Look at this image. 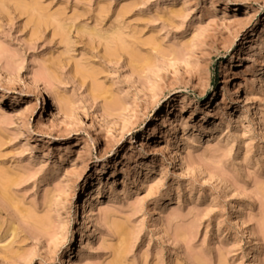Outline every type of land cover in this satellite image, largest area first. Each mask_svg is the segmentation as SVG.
<instances>
[{
    "label": "rangeland",
    "instance_id": "rangeland-1",
    "mask_svg": "<svg viewBox=\"0 0 264 264\" xmlns=\"http://www.w3.org/2000/svg\"><path fill=\"white\" fill-rule=\"evenodd\" d=\"M1 98L0 264H264V0H0Z\"/></svg>",
    "mask_w": 264,
    "mask_h": 264
},
{
    "label": "bare ground",
    "instance_id": "bare-ground-1",
    "mask_svg": "<svg viewBox=\"0 0 264 264\" xmlns=\"http://www.w3.org/2000/svg\"><path fill=\"white\" fill-rule=\"evenodd\" d=\"M33 6H36L35 4L33 5ZM36 8V7H35ZM95 34L97 35V36H100L101 37V35L98 33V32H95ZM224 69H227V67L226 66H224ZM0 101H3V98H1L0 99ZM180 106H179V108L182 110L183 108H184V100L183 99H181V101H180ZM222 103V102H221ZM169 110L167 111V113L166 114H164L162 117H161V120H162V123H166L168 120L170 121V123H171V125L173 126V127H175V121L173 120V117H168L169 116ZM190 119V118H189ZM27 126V125H26ZM155 131H156V127L154 126V125H152L151 127H150V130L148 131V133H146L145 135H144V137H143V139H141L140 141H138V144H139V147H146V145H147V140H148V138L150 137V135H153L154 133H155ZM44 131L42 130V129H38V130H36L35 131V134L36 135H44V133H43ZM132 146V145H131ZM130 146V147H131ZM66 149L67 148H64L63 150H65L66 151ZM132 149V147L131 148H129V150H131ZM46 156H48L47 154H44V157H46ZM113 163V162H112ZM98 164V165H97ZM109 165H111V162H107L106 160H103L102 162H100V163H96V171L97 170H99L100 169V171L99 172H102V171H105V169L106 168H109L110 166ZM2 173V172H1ZM2 175V174H1ZM6 191V190H5ZM88 195H90V198H91V196H92V200H94L95 198H99L100 197V194L99 193H87ZM87 195V196H88ZM94 196V197H93ZM164 199H163V203H162V205L164 204V202H167V201H169L170 199H171V196L170 195H165L164 197H163ZM256 253H257V250H256V248H254V249H252L251 250V252H250V256H251V258L252 257H255L256 256ZM85 259V255H83V254H80V255H78V261H77V263H79V262H82L83 260Z\"/></svg>",
    "mask_w": 264,
    "mask_h": 264
}]
</instances>
